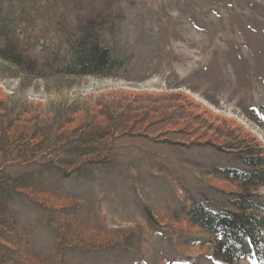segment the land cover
<instances>
[{
  "label": "rangeland",
  "instance_id": "rangeland-1",
  "mask_svg": "<svg viewBox=\"0 0 264 264\" xmlns=\"http://www.w3.org/2000/svg\"><path fill=\"white\" fill-rule=\"evenodd\" d=\"M115 64L66 75L78 22ZM0 264H221L189 212L264 157V0H0ZM233 264H250L237 259Z\"/></svg>",
  "mask_w": 264,
  "mask_h": 264
},
{
  "label": "trees",
  "instance_id": "trees-1",
  "mask_svg": "<svg viewBox=\"0 0 264 264\" xmlns=\"http://www.w3.org/2000/svg\"><path fill=\"white\" fill-rule=\"evenodd\" d=\"M101 19L85 18L78 22L77 35L70 43V60L62 65L66 75L92 76L102 74L115 64L111 50L102 45L95 26ZM0 59L21 70H34L35 61L20 49L17 42L0 34ZM249 171L219 169L226 179L241 181L247 188H264V157L259 152L243 159ZM231 208L213 205L205 199L193 204L190 222L214 241V256L221 264L243 259L250 264H264V204L250 191L234 195Z\"/></svg>",
  "mask_w": 264,
  "mask_h": 264
}]
</instances>
